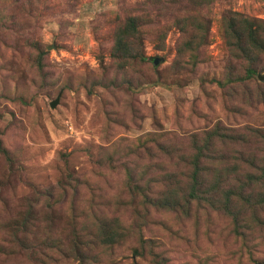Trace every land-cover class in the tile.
I'll list each match as a JSON object with an SVG mask.
<instances>
[{"label": "rangeland", "instance_id": "obj_1", "mask_svg": "<svg viewBox=\"0 0 264 264\" xmlns=\"http://www.w3.org/2000/svg\"><path fill=\"white\" fill-rule=\"evenodd\" d=\"M235 14L264 21V0H0V264H83L73 229L115 218L121 245L84 264H264V207H243L264 185L227 199L229 169L264 165V55L242 82ZM29 203L26 253L6 224Z\"/></svg>", "mask_w": 264, "mask_h": 264}, {"label": "trees", "instance_id": "obj_2", "mask_svg": "<svg viewBox=\"0 0 264 264\" xmlns=\"http://www.w3.org/2000/svg\"><path fill=\"white\" fill-rule=\"evenodd\" d=\"M239 16V18H238ZM233 20V23L230 24L229 26V30L225 31V36L228 35V33L232 36H234V40H235V46H233L235 48V50L237 49V47L239 46L240 48H238L237 50L243 52L245 54V59L248 60V62L250 64H248L247 68L245 69L244 72V77H242L241 81H251L253 80L255 74H256V70L254 68V63L256 62V59L261 56L264 55V21L263 20H258V19H247V18H243L242 16H240L239 14H235ZM244 25V27L246 29H244V34L242 36H236L235 38V32L236 35H238V31L237 29L240 28V26ZM136 30V29H135ZM130 35H123L121 36V38H117V52L123 51L124 48L127 46V41ZM263 45V47L261 46ZM190 46V44L188 45ZM232 51H234L233 49H231ZM253 58H251V57ZM255 58V59H254ZM154 62V61H153ZM258 76V75H257ZM260 82V81H259ZM264 85L263 82H260ZM252 166V168H251ZM251 168V169H249ZM217 169L218 171V166L215 164H212L209 168H205V172L206 171H212L215 172V170ZM248 169L250 171H253L255 173H258V178L257 175L256 177L253 178L252 174H249L247 176L246 182L243 183L242 181V176H243V171L244 169H239L237 170L235 169H229L228 172L229 173H234V174H239L241 173V176H236L235 178H231L230 183L231 185H234L237 189L236 192H230L228 193V198H233L236 199L237 195L239 193H242L246 190H249V184H258L260 183L262 186L264 185V165L261 166L259 168L258 165L255 164H250L248 166ZM221 170H223V167H221ZM202 172V169L199 168V165H197L196 169H195V178H194V183L196 187H200L203 186L204 183L206 182V180H200V173ZM70 176H67V178H69ZM235 179V180H233ZM64 182V181H63ZM62 183L58 184L56 187H53V189H51L50 191L46 190V196H44V200H47V203H45V206L43 209H47L48 210V214L45 215V217L43 216V222L45 223V229H47L45 232L46 234L49 236L50 230L52 229V223L54 221L53 216H54V212L52 211L54 207L56 206H60L63 204L62 202H56L55 203V197L53 195L54 191L58 188H61ZM217 192L216 188H212L211 190H209V193L213 195H215ZM50 195V196H49ZM193 199L198 202H201L202 200L200 198H198V196L193 197ZM225 201H228L225 199ZM214 203V201H212ZM38 203L37 204H31L29 203V205L27 206L26 210L23 212L24 216L23 218L18 222V224L16 225H10V223L6 224V228L8 230H12V238L13 240H16L17 242L20 241L19 243V247L22 248L23 250L26 251V253L31 252V247L28 244L27 240L29 239L30 235L33 237L35 236V234L32 232V229H30L31 225V221L35 218V215L37 214V207H38ZM244 208H249V207H264V198H262L258 203L255 204H250L249 200H246V203L243 204ZM73 209L72 208V215H73ZM118 220L115 218L112 221H109L108 219H104L102 222L100 223H93L92 225H84L80 228V233H76L74 232L73 229V233H72V239L74 241H76L71 247V253H74L75 255H77L76 257H78L79 261L81 263H92L93 261L91 260V258L88 256V253L91 252L90 249H92L93 247L97 246H104V247H108L110 249H113L114 247L120 246L123 239L126 237L124 236L125 231L123 230V228L120 226L119 223H117ZM98 224V225H97ZM94 230L96 232H92L91 231ZM90 231V232H88ZM38 233H36L37 235ZM20 238V239H19ZM35 238V237H34ZM36 240V239H35ZM60 240V239H58ZM21 241H25L27 242V244H21ZM82 242H85L84 245V251L81 252V247H82ZM44 244V246H47L49 244H53L56 245L57 247H59L61 250V246L60 243H49L48 241V237H45V241L42 243ZM81 246V247H79ZM49 248V247H47ZM64 251V250H63ZM81 253V254H80ZM83 254V255H82Z\"/></svg>", "mask_w": 264, "mask_h": 264}, {"label": "water", "instance_id": "obj_3", "mask_svg": "<svg viewBox=\"0 0 264 264\" xmlns=\"http://www.w3.org/2000/svg\"><path fill=\"white\" fill-rule=\"evenodd\" d=\"M158 62H159L158 59H155V60H154V64H157ZM257 79H258L260 82H263V83H264V76H263V75L259 74V75L257 76ZM57 103H58V99H56L55 101L51 102V103H50L51 108H53Z\"/></svg>", "mask_w": 264, "mask_h": 264}]
</instances>
